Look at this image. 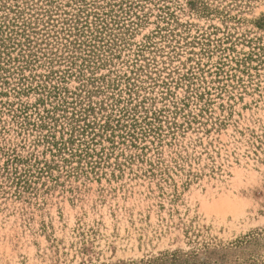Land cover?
Masks as SVG:
<instances>
[{
    "label": "rangeland",
    "instance_id": "374dc122",
    "mask_svg": "<svg viewBox=\"0 0 264 264\" xmlns=\"http://www.w3.org/2000/svg\"><path fill=\"white\" fill-rule=\"evenodd\" d=\"M0 2V17L31 22L36 53L19 73L10 49L19 61L0 84V264H264V0ZM93 12L103 48L69 70L63 20ZM38 84L62 88L60 102L17 94ZM62 95L92 112L64 110ZM85 124L116 130L114 151L96 138L108 159L53 161L42 137ZM36 160L57 168L39 174Z\"/></svg>",
    "mask_w": 264,
    "mask_h": 264
},
{
    "label": "trees",
    "instance_id": "16d2710c",
    "mask_svg": "<svg viewBox=\"0 0 264 264\" xmlns=\"http://www.w3.org/2000/svg\"><path fill=\"white\" fill-rule=\"evenodd\" d=\"M6 4L0 2V9H6ZM93 8V7H92ZM19 9V8H17ZM15 10V18L12 19L11 21L8 22L6 17L1 16L0 17V84L2 85H8V81H7V76L6 74L9 73L10 71V65L13 63L18 62L19 58H12L11 57V52L10 49L14 50H18V56H20L21 60L23 59V65L22 67H17L19 73H21L23 71V69H25L27 67V65L30 63L28 59H26V56H24V52L28 51L27 57H35L36 53H34L32 51L33 47L29 41L28 38H26V33H33L32 30L33 28L31 27V22H25L23 21V19L21 20V24L18 25L19 23L18 20L21 19V13L22 10ZM98 9V8H95ZM94 10V9H93ZM86 11V10H84ZM83 13V11L79 10V13ZM11 13H13L11 11ZM49 12L46 11L44 13V15H47L50 18V15L48 14ZM89 16L86 15L83 18V21L81 22V18L80 17H76L77 19H70V20H63V26H66L63 29V32H61L63 34V40L65 41L64 43H62L61 49H60V53L61 51L64 53V55H60L59 58H62L64 61H66V63L69 64V70H71V68L73 66H75V61L77 59L80 58V54L81 52H84L86 56H96V51L100 52L99 50H97V48L102 49L103 46H100L99 44H95V42L98 39V35L101 34V31H103L105 28L102 27V23H100V19L98 17V14H96L95 12H93L92 16H94L95 18V22H88L87 21V17ZM86 19V20H84ZM48 24L45 22V25ZM51 26V25H50ZM53 28L55 26H52ZM62 31V30H61ZM59 32V31H58ZM50 33H47V35H49ZM57 34V33H56ZM87 34V35H86ZM59 35L55 36L56 42L58 40ZM18 38H23V42L21 41V39ZM97 43V42H96ZM48 45V44H46ZM25 48V49H24ZM87 48V49H84ZM89 48V49H88ZM33 53V55H30V53ZM79 54V58L74 55V54ZM50 56H54V58L56 57V53L52 52L50 50L49 52ZM51 62V61H50ZM6 67H9L8 69ZM84 67V66H82ZM89 68V67H88ZM12 69V67H11ZM81 69V68H80ZM68 70V69H67ZM66 70V71H67ZM130 73L133 74V72L131 71ZM50 74V73H49ZM79 74H82V71H79ZM19 78H17V81L19 83H24L26 82V78L24 77V75L22 74H18ZM80 78L83 77V75L79 76ZM46 78L48 79L49 77L46 76ZM63 78H59V80H61ZM129 79V78H128ZM127 79V80H128ZM44 86V87H43ZM22 87H24V85H22ZM46 88L49 90L47 91L48 93V97L53 98V100L55 101H59L60 102V98H59V94L61 93V89L59 86H50L47 87V85H41L38 84L35 87L27 86V88H25V90L23 88H20V92H17V94L19 93H26L29 92L30 90H46ZM15 91V90H14ZM1 94V93H0ZM59 98V99H58ZM65 95H62V104L60 105V107L64 108V110L68 109L66 107V105H77L79 107L78 110L72 109V111H74V113L76 112V114L74 115H78L81 117L87 116V113L92 112L89 111L88 109H85L82 107V101L83 100H77V102L74 103H68L66 102L65 99ZM58 111L57 108H53V111ZM22 111V110H19ZM24 111V110H23ZM52 111V112H53ZM46 113V116H41V114L39 112H37V117L36 119H38V121L36 122V124H32L34 129H42L44 127V125H42L41 121H45L46 119L48 120H52L53 118L49 117V114L51 112H49L48 110L44 111ZM122 113H128L127 110L121 112ZM120 114V115H121ZM126 115H123L122 118H125ZM189 117H193V116H189ZM24 120H27V117L25 116ZM192 120H195V117L192 118ZM41 122V123H40ZM76 122H79L78 120ZM137 120L135 119H131V124L128 125V127H135ZM40 123V124H39ZM187 123L190 125L192 123V121H187ZM93 124L92 126H95V122L91 123ZM70 125V124H69ZM149 126H152L151 124H148ZM173 126V127H172ZM117 127V126H116ZM177 123H172L170 127H168V130H172L173 128H177ZM98 134H96L95 132H89L87 135H85V133H87V130H92L93 128L90 127L89 124H85L83 128L80 127V129H76V127H71L69 129V134H67V136L69 137L66 141L61 138L60 142H56L55 141V137L54 135H52L50 133V135H45L42 137V140H44L43 142H45L47 144V149L48 150L52 160L54 161L53 158L59 157V163H63V164H70V160L72 159H77L78 163H80L81 161H85L88 159H91L93 157L97 158L98 161L92 163V162H88L86 164L90 165V164H95V165H99L100 163H103L106 161V159H108V154L105 153V149L101 147L100 151L97 152L96 150V146L97 144H99L98 141H96V138L98 137L101 140H106L111 146L109 149H111L112 151H114L115 149V143L113 141L114 137H115V131L114 129H112L111 127H109L108 124L106 125H99L98 124ZM108 128H110V133L108 134ZM126 128V127H124ZM82 130V131H81ZM156 130V131H154ZM119 131V130H118ZM81 132V134H79ZM149 135L152 134H156L157 135V140L158 142H160L162 139V135H168V134H163V130L161 126H157L156 128H150L148 130ZM146 132V133H148ZM145 133V134H146ZM172 136H174V133H170ZM169 134V135H170ZM100 135V136H99ZM76 136H82L81 140H79V143H75L74 137ZM129 137L130 139H134L133 134H128L126 135V137ZM103 137V138H102ZM120 139H125L124 137H120ZM74 145L77 147L76 149L73 148ZM131 146L133 147V144H131ZM65 155L68 156V158H65ZM49 161L47 162V160H45L44 162H39V160H36L34 165L36 167V169L38 170L39 174H48L50 173L51 170H53V168H57V166H55V162ZM151 165V164H150ZM93 166V165H92Z\"/></svg>",
    "mask_w": 264,
    "mask_h": 264
}]
</instances>
